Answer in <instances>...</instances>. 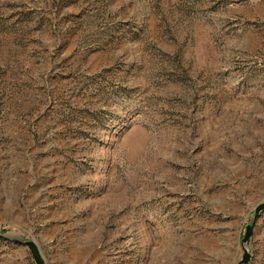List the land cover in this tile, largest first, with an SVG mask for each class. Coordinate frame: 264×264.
<instances>
[{
  "label": "rangeland",
  "instance_id": "1",
  "mask_svg": "<svg viewBox=\"0 0 264 264\" xmlns=\"http://www.w3.org/2000/svg\"><path fill=\"white\" fill-rule=\"evenodd\" d=\"M261 203L264 0H0L1 235L46 264H238Z\"/></svg>",
  "mask_w": 264,
  "mask_h": 264
},
{
  "label": "water",
  "instance_id": "2",
  "mask_svg": "<svg viewBox=\"0 0 264 264\" xmlns=\"http://www.w3.org/2000/svg\"><path fill=\"white\" fill-rule=\"evenodd\" d=\"M262 213H264V203H261L257 206L253 221L246 228L245 235H244V238L242 240V245H241L243 246L244 256L241 259V261L238 262V264H250L252 261L251 259L252 255L250 253L249 246L254 236V230H255L256 224L259 220V217H261ZM0 241L13 242L15 244L17 243V245L27 247L29 251L31 252L30 254H32L33 259L36 264H46L35 242L12 239L9 236L1 235V234H0Z\"/></svg>",
  "mask_w": 264,
  "mask_h": 264
}]
</instances>
